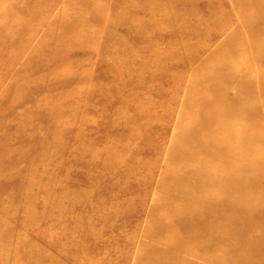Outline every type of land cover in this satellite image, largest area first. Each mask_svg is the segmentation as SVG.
I'll return each instance as SVG.
<instances>
[{
    "label": "rangeland",
    "instance_id": "obj_1",
    "mask_svg": "<svg viewBox=\"0 0 264 264\" xmlns=\"http://www.w3.org/2000/svg\"><path fill=\"white\" fill-rule=\"evenodd\" d=\"M235 10L247 12L232 0H0V264H186L190 255L164 250L179 246L168 228L189 239L188 224L163 217L186 168L170 148L190 126L193 74L211 70L197 133L239 150L234 124L214 121L239 88L217 86L210 54L225 49Z\"/></svg>",
    "mask_w": 264,
    "mask_h": 264
},
{
    "label": "bare ground",
    "instance_id": "obj_2",
    "mask_svg": "<svg viewBox=\"0 0 264 264\" xmlns=\"http://www.w3.org/2000/svg\"><path fill=\"white\" fill-rule=\"evenodd\" d=\"M232 1L242 6V10L246 8L247 12L240 15L235 10L233 15L238 23L223 41L225 49L217 48L210 54L217 56V86L221 89L232 83L239 88L234 99H221L217 120L214 118L216 124L222 123L223 127L229 122L234 124L230 135L239 139V150L234 149L233 154L227 155L231 144L216 141V131L205 136L197 133L198 127L204 129L207 119H198L204 110L200 107L202 100H196V96L212 82L214 75L211 70L202 75L193 74V81L199 83L194 82L186 89V108L195 101L190 126L170 148V154L175 152V155L169 162L183 161L186 168L176 171L171 180L174 190L166 201L177 203V206L174 212L163 217L166 222L174 217L183 225L188 224L186 233L189 239L184 240L168 228L166 231L175 236L179 246L164 250L174 247L178 255H190L186 264H264V232H255L258 228L264 230V204L255 203H264L262 189L258 187L262 179L264 182V73L254 69L257 61H264V0ZM216 25L214 33L220 26ZM231 63L235 65L233 70L226 68ZM243 107L254 109L262 122L247 123ZM197 138L202 142L201 146L196 145ZM251 144L258 146L253 149ZM209 155L227 160L232 169L211 161ZM210 189H214L213 193ZM192 210L197 212L196 215H190ZM162 212V209L158 210V213ZM213 238L218 239L219 247L208 248L201 254L193 252L194 247ZM222 252L230 258L224 259ZM169 255L162 253L167 260L173 258Z\"/></svg>",
    "mask_w": 264,
    "mask_h": 264
}]
</instances>
